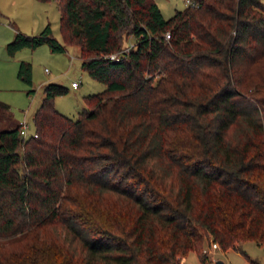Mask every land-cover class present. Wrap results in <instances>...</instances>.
<instances>
[{"label": "trees", "instance_id": "16d2710c", "mask_svg": "<svg viewBox=\"0 0 264 264\" xmlns=\"http://www.w3.org/2000/svg\"><path fill=\"white\" fill-rule=\"evenodd\" d=\"M54 1L61 41L49 22L15 28L7 53L74 44L104 87L72 119L53 105L66 86L43 83L26 137L0 113V264H181L189 251L206 264L203 244L244 240L264 252V2L189 0L164 17L154 0ZM16 75L30 82L28 60Z\"/></svg>", "mask_w": 264, "mask_h": 264}, {"label": "rangeland", "instance_id": "374dc122", "mask_svg": "<svg viewBox=\"0 0 264 264\" xmlns=\"http://www.w3.org/2000/svg\"><path fill=\"white\" fill-rule=\"evenodd\" d=\"M154 1L164 17L170 15L174 8L186 4L185 0ZM45 22H49L52 35L61 41L54 0H0V102L5 104V108H0V113L6 112L12 122L23 123L25 137L33 134L31 113L40 100L43 83L55 81L66 86L65 92L56 94L53 105L72 119L78 116L83 106V94L104 87L103 82L80 67L77 46L74 44H66L63 51H50L45 43H41L33 48L23 46L12 54L7 53L5 43L12 38L15 28L28 34L35 33ZM19 59L30 62L29 83L16 75ZM71 80H75L77 85L71 86ZM21 131L23 135V129ZM210 244L207 242L201 247L207 256L206 264H217V260L221 264H253L251 261L264 264V252L252 240L238 242L225 250L218 246L211 248ZM181 264H198L195 252L189 251L185 260L184 257L181 259Z\"/></svg>", "mask_w": 264, "mask_h": 264}, {"label": "built area", "instance_id": "2783aa9c", "mask_svg": "<svg viewBox=\"0 0 264 264\" xmlns=\"http://www.w3.org/2000/svg\"><path fill=\"white\" fill-rule=\"evenodd\" d=\"M187 2H189V0H185V3H187ZM168 34H169L168 31H165V32H164V36H165V37H167ZM131 45H132V40H131L130 38H128V40H127V41H126V42H125L120 48L108 52V53L106 54V56L109 57V58L116 59V58H118L121 54L125 53V52L129 49V47H130ZM44 69L46 70V68H44ZM70 85H71V86H75V85H77V83H76L75 80H71V81H70ZM21 127H22L23 129L25 128V126H24L23 123L21 124ZM210 246H211V248H216V247H217V245H216L215 242H211Z\"/></svg>", "mask_w": 264, "mask_h": 264}, {"label": "water", "instance_id": "95a60500", "mask_svg": "<svg viewBox=\"0 0 264 264\" xmlns=\"http://www.w3.org/2000/svg\"><path fill=\"white\" fill-rule=\"evenodd\" d=\"M216 263H217V264H221V262H220V261H218V260L216 261Z\"/></svg>", "mask_w": 264, "mask_h": 264}, {"label": "crops", "instance_id": "0c3cea01", "mask_svg": "<svg viewBox=\"0 0 264 264\" xmlns=\"http://www.w3.org/2000/svg\"><path fill=\"white\" fill-rule=\"evenodd\" d=\"M76 86V85H75ZM74 87V86H73ZM184 260H185V257H184ZM216 262V261H215Z\"/></svg>", "mask_w": 264, "mask_h": 264}]
</instances>
